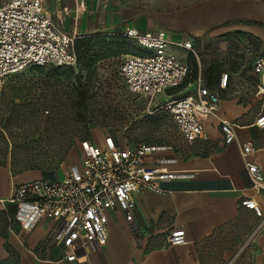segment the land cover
Here are the masks:
<instances>
[{"label": "crops", "instance_id": "obj_1", "mask_svg": "<svg viewBox=\"0 0 264 264\" xmlns=\"http://www.w3.org/2000/svg\"><path fill=\"white\" fill-rule=\"evenodd\" d=\"M41 1L55 24L70 35H109L128 28L141 33L165 31L173 41L189 40L194 45L237 34L256 41V49L264 54V0H203L148 17L118 12L115 5L101 8L99 0ZM79 7L83 8L77 13ZM223 73L228 75L226 87L219 88V76L216 87L210 89L219 95V107L205 122L207 140L189 145H202L201 154L191 155L186 161L174 159L169 168L180 176L161 184L163 194L143 191L134 197L132 217L139 229L138 241L131 235L124 213L116 209L108 214L105 244L95 251L80 249L75 261L68 262L54 245L53 223L41 221L29 231L21 230L16 223L7 222L0 204V264L10 258L16 264H202L201 247L218 231L246 222L256 229L258 220L253 212L240 205L247 198L261 203L240 148L245 142L251 143L255 152L249 159L264 175V128L255 124L264 115V94L248 96L239 87H229L233 74ZM254 75L258 86L264 84V75ZM222 120L234 126L235 140L227 145L220 130ZM22 175L13 176L9 165L0 166V200L7 199L13 187L24 182H16ZM8 214L12 216V208H8ZM171 230L181 233L185 243L168 245L166 236ZM255 235L264 242V235ZM231 254L225 251L223 259H230ZM261 255L260 264H264V251Z\"/></svg>", "mask_w": 264, "mask_h": 264}, {"label": "built area", "instance_id": "obj_2", "mask_svg": "<svg viewBox=\"0 0 264 264\" xmlns=\"http://www.w3.org/2000/svg\"><path fill=\"white\" fill-rule=\"evenodd\" d=\"M111 36L127 39L140 51L139 55H126L119 64L117 74L126 91L145 100L148 109L163 94L155 110L169 115L183 142L192 145L206 141L204 125L219 107L217 94L202 84L200 76L192 94L172 96L169 93L188 74L187 63L172 50L180 49L196 57L192 42L173 41L165 31L141 33L128 28ZM80 38L62 31L45 11L41 0L0 3V87L7 78L29 67L75 68L77 56L73 44ZM254 73L264 75V57L255 59ZM227 80L226 73L220 75V89L226 87ZM257 94H264V84L258 86ZM255 124L264 128V115ZM220 130L226 145L235 140L233 124L222 120ZM164 150L167 148L141 143L129 145L109 135L103 137L101 145L84 141L78 163L63 177L37 178L15 185L10 196L0 200L2 211L8 223L14 222L24 231L33 229L41 221L53 223L54 245L61 249L68 262L75 261L80 249L95 251L105 244L108 214L116 209L124 213L129 231L138 241L139 229L132 217L134 197L143 191L163 194L161 184L180 176L169 168L174 159L155 156ZM254 152L250 142L241 145L240 157L261 203L247 198L240 205L251 210L258 220L254 235H264V175L249 159ZM8 208L13 209L12 216ZM166 243L181 245L185 240L177 230H171Z\"/></svg>", "mask_w": 264, "mask_h": 264}, {"label": "rangeland", "instance_id": "obj_3", "mask_svg": "<svg viewBox=\"0 0 264 264\" xmlns=\"http://www.w3.org/2000/svg\"><path fill=\"white\" fill-rule=\"evenodd\" d=\"M203 0H99V7L115 5L119 11H124L136 17H148L159 12H168L196 4ZM107 33V32H106ZM110 33V32H109ZM116 36L100 34L96 35L89 45L94 46L92 53L83 57L80 52L79 63L73 68V74L79 73L81 81L88 76L91 78V86L98 96L99 103L97 113H94L95 127L90 131L86 141L101 145L105 135L112 136L117 141H125L129 144H145L155 147H165L167 150L156 153V157L186 161L191 155L201 154L202 145L189 146L177 134L169 116L163 110H155L162 102L163 94L157 96L154 103L148 109V104L140 97L127 93L117 74L119 64L126 55H135L131 42H121V48L129 49L128 54H105L100 43L111 42ZM84 41V40H82ZM88 43L82 44L87 47ZM256 41L249 37L231 34L218 37L211 42H194L196 57L185 53L180 49L172 52L185 60L189 67V76L172 96L192 94L194 82L193 71L190 67L192 58L196 62L197 73L210 79L216 85L217 78L223 72H230L233 76L229 79V87H239L242 93L257 95L258 83L254 75V61L264 57L256 49ZM81 51V49L79 50ZM98 55L100 59L86 69L84 66L88 58ZM55 66H45L41 69L29 67L23 72L7 78L0 87V129H5L4 135L11 139L14 146L15 157L23 160L22 163L33 170L22 173L17 181H30L37 178L58 179L63 177L69 168L78 163L82 142L78 120L68 116L60 110L59 115L49 108L31 107L28 110V120L9 123L6 127L8 113L4 110V102L11 96V87L24 81L45 82L50 86L56 82H63L69 77V70L58 68L59 76L53 77L52 70ZM206 73H209L207 76ZM254 75V76H253ZM52 86H50L51 88ZM213 88V87H210ZM170 93V94H171ZM15 105L22 104L20 95H15ZM219 96V95H218ZM42 94H36L41 99ZM19 111L20 109H15ZM74 144L66 153L67 143ZM11 149V146H9ZM9 161L7 162V164ZM18 176V175H17ZM23 183V182H22ZM17 185V184H16ZM0 215V229L3 227ZM255 222V221H253ZM247 223V222H246ZM237 224L212 235L201 247L200 260L202 264H260L261 254L264 251V242L260 235H253L249 223ZM252 223V221H251ZM225 251H232L230 259H223ZM5 264H16L10 258Z\"/></svg>", "mask_w": 264, "mask_h": 264}, {"label": "trees", "instance_id": "obj_4", "mask_svg": "<svg viewBox=\"0 0 264 264\" xmlns=\"http://www.w3.org/2000/svg\"><path fill=\"white\" fill-rule=\"evenodd\" d=\"M94 37L95 36H84L74 41L73 50L77 56V65L79 63L80 52H82L81 54L83 55V57L90 55L92 53L91 50L93 49L91 48L94 46H91L89 44L94 40L92 39ZM116 37H117L116 39H111V42L100 43L103 47L101 50L105 54H112L114 56L128 54L129 49L121 48L120 41L123 42H130V41L120 36H116ZM85 43H88L87 47L82 46V44ZM132 46H133V51L134 50L137 51V53L134 51L135 55H139L140 54L139 49L133 43ZM80 49L81 51H79ZM98 59H100L98 55H93L92 58L90 57L87 59L84 66L86 67V69H89ZM190 67H192V71H193L192 81L195 83L198 76H200L202 83H204L201 77V73L200 72L197 73L196 62L193 58L190 61ZM34 68L41 69L42 67L34 66ZM56 68L57 69L52 70V73L54 74L53 75L54 78H56V76H59V74H57L56 72L58 68L68 69L69 77H66L63 82H56L54 84H51L50 85L52 86L51 88L48 85V83L32 82L30 80L24 81L22 83H19L18 85H14L13 87H11L10 90L11 96L6 99L3 105L5 112L8 113V118L6 120V127L7 124L9 123L19 122V120L25 122L26 120H28L29 113L28 110L26 109H29L31 107L35 108L34 110L38 109L39 107L49 108L51 111L54 110L56 112L55 113L56 116L61 114L59 113L60 110L62 112L64 110H67V112H63V113H65L68 116H72L76 120H78L79 129L81 132V138L79 139V142H84L87 140L91 129L95 127L96 123L94 122V113L100 111L98 109L99 103L96 102V98L98 96L100 97V95H98L96 92L93 91L94 87L91 86V78L89 76L85 78L83 81H81V77L78 75L79 73H76V75L74 76L72 75L71 77V74H73L72 71L73 68L71 67H56ZM189 73L190 71L188 67L187 77L189 76ZM208 74L209 73H206L205 76H207ZM186 79L184 81H186ZM205 79H206L205 83H207L208 85L207 88L214 89L216 87L213 80L209 81L210 79L207 78ZM182 87L183 85H180L177 88L171 90L169 93L174 91L176 92L179 88ZM38 93L43 95L41 99L36 98V94ZM16 94H18V96L20 95V100L23 101L22 104L18 106L15 105ZM1 96L2 93L0 94V99ZM15 109H20V110L16 111ZM0 124H1V120H0ZM4 131L5 129L4 130L0 129V166L9 165L10 171L13 176L21 175L26 171L33 170L34 168L30 169L27 167V165L22 163L23 160H18V158L15 157L14 146L11 145V139H9V137L7 138L4 135ZM73 144H74L73 142L67 143V146L65 148L66 153L69 151V149L72 147ZM129 145H133V144H129ZM9 146H11V149H9ZM8 161L9 163L7 164ZM43 179H47V178H43ZM49 180H53V179H49Z\"/></svg>", "mask_w": 264, "mask_h": 264}]
</instances>
